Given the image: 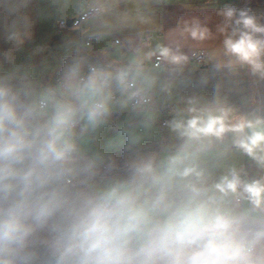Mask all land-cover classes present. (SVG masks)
Wrapping results in <instances>:
<instances>
[{"label": "clouds", "instance_id": "obj_1", "mask_svg": "<svg viewBox=\"0 0 264 264\" xmlns=\"http://www.w3.org/2000/svg\"><path fill=\"white\" fill-rule=\"evenodd\" d=\"M172 2L53 0L75 55L54 82L0 72V264H264V15L226 3L214 28L164 31ZM29 3L0 0L17 44ZM124 112L118 164L96 142Z\"/></svg>", "mask_w": 264, "mask_h": 264}, {"label": "crops", "instance_id": "obj_2", "mask_svg": "<svg viewBox=\"0 0 264 264\" xmlns=\"http://www.w3.org/2000/svg\"><path fill=\"white\" fill-rule=\"evenodd\" d=\"M229 3L237 8H250L258 15H264V0H180V2H172L161 5L156 13L157 21L162 26L164 31L175 27L177 20L181 16L211 15L212 21L209 27L214 28L220 18L215 15V10ZM24 16L27 17L28 35L24 37L23 42L17 44L15 41L8 39V29L5 23H0V63L7 60L12 63L18 52L27 49L30 42L36 39L33 55L41 56V63L46 68L50 67L48 82H54L59 76L65 64L71 59L75 52L70 50V45L75 41H80V31L76 28L62 29L59 27V22L63 19L74 18L72 15L63 17L58 13L53 0H31L26 8L22 10ZM14 17L4 13V20L9 21ZM127 33L116 34L104 41H94L89 50V55L93 58L99 57L102 50L108 47L109 43L114 41L115 37L123 39ZM26 53V51H24ZM45 60V61H44ZM37 64V63H36ZM45 68V69H46ZM206 92H211L209 86L204 89ZM128 113H115L109 124L99 133V139L96 146L99 150L110 154L116 162L122 163L127 153L124 151L119 141L124 139L122 129L125 126ZM162 118H169L167 111L161 113L160 119L157 122V136L165 135L161 121ZM116 125H113V124ZM156 143L155 139L146 140L140 147L147 149Z\"/></svg>", "mask_w": 264, "mask_h": 264}, {"label": "rangeland", "instance_id": "obj_3", "mask_svg": "<svg viewBox=\"0 0 264 264\" xmlns=\"http://www.w3.org/2000/svg\"><path fill=\"white\" fill-rule=\"evenodd\" d=\"M71 29H74V27H71ZM36 42V39L31 40L30 46L27 49L24 48L22 50L23 52H18L12 63H8L7 60L0 63V72L6 73L19 67L22 70H28L34 79L48 83L47 78H49V76L47 75L50 72V67L46 68L45 65L39 64L38 62H41L42 57L33 55ZM24 51H26V53Z\"/></svg>", "mask_w": 264, "mask_h": 264}, {"label": "built area", "instance_id": "obj_4", "mask_svg": "<svg viewBox=\"0 0 264 264\" xmlns=\"http://www.w3.org/2000/svg\"><path fill=\"white\" fill-rule=\"evenodd\" d=\"M76 23H77V17H74L73 18V27L74 28H76ZM59 27L60 28H68L67 27V22H66V19H63V20H61L60 22H59ZM77 29V28H76ZM79 30V29H78ZM80 31V38H81V40H83L84 38H83V36H82V34H81V30H79ZM115 39H119L118 37H115ZM114 39V40H115ZM80 40V41H81ZM94 43V41H92L91 42V46H92V44ZM167 118H162V121H161V124H162V126H163V123H164V121L166 120ZM113 125H116L115 123L113 124Z\"/></svg>", "mask_w": 264, "mask_h": 264}, {"label": "water", "instance_id": "obj_5", "mask_svg": "<svg viewBox=\"0 0 264 264\" xmlns=\"http://www.w3.org/2000/svg\"><path fill=\"white\" fill-rule=\"evenodd\" d=\"M66 22H67V27L68 28L73 27V18H67Z\"/></svg>", "mask_w": 264, "mask_h": 264}, {"label": "trees", "instance_id": "obj_6", "mask_svg": "<svg viewBox=\"0 0 264 264\" xmlns=\"http://www.w3.org/2000/svg\"><path fill=\"white\" fill-rule=\"evenodd\" d=\"M63 29H67V28H63Z\"/></svg>", "mask_w": 264, "mask_h": 264}]
</instances>
